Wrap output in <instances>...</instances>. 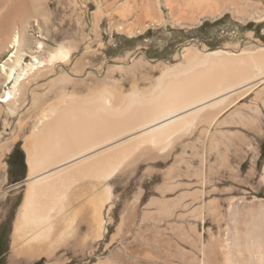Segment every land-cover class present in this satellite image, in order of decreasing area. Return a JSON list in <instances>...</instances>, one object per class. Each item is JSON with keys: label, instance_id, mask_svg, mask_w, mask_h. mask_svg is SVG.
<instances>
[{"label": "bare ground", "instance_id": "bare-ground-1", "mask_svg": "<svg viewBox=\"0 0 264 264\" xmlns=\"http://www.w3.org/2000/svg\"><path fill=\"white\" fill-rule=\"evenodd\" d=\"M5 1L8 8L12 3L22 5L24 2ZM31 1L32 5L39 7L43 0ZM8 8L4 11L5 17L12 12ZM4 21L5 18L1 22ZM22 28L15 30L7 47L13 50L8 57L12 63L3 61L0 65V78L5 87L0 94V102L5 103L12 115L19 112V101L24 103L28 99L36 105L44 101L52 88L66 89L75 83H72L66 66L71 60L73 42L65 37L43 58L37 53L44 49L45 42L37 38L30 40ZM25 56H30V62H24ZM182 57V63H161L150 68L159 67L162 72L156 84L147 91L135 88L129 94H123L116 83L105 84L89 95L62 92L55 102L40 110L34 130L26 136L23 145L28 179L14 223L13 256L23 254V262L26 263L40 255L44 248L71 239V242H66L71 246V262L88 264L95 254L92 238L95 235L100 239L107 232L108 215L115 203L111 187L117 183L115 177L133 175L143 161L160 153L168 163L177 145H181L180 159L185 160L186 168L176 173L179 159L174 157L162 179L171 182L176 176L201 173L200 152L193 149L188 153L186 150L187 146H194L192 140L184 139L187 133L198 131L203 134L205 141L210 142L209 149L219 146L212 158L228 174L222 178L224 198L221 201L223 205L218 208L225 224H229L226 220L233 218L242 205L237 195L238 186L246 184L256 191L260 184H264V165L260 181L256 179L254 168L244 179H239V169L231 165L233 160L235 162L242 157L243 148L251 147L249 133L258 136L261 129V114L256 101L264 96V46L251 42L235 52L227 48L198 49L190 45ZM47 69L56 70L58 75L45 85L32 89L37 78L42 76L41 72ZM262 102L264 104V99ZM233 116L240 118L239 123L247 133L216 132L221 124L231 123ZM11 142L8 139L0 143V157L9 149ZM194 165L195 169L189 174ZM3 169L0 163V178ZM147 170L151 171V167ZM213 172L210 167L202 174V187H206L207 175ZM185 184L189 186V183ZM169 189H174V182ZM170 201L164 197L158 203L162 215L171 213ZM247 216L249 228L243 225L245 229L237 228L231 237L229 231L225 232V244L220 251L217 240L206 241L199 264H205V261L206 264H222L219 255L226 264H264V203L255 204ZM243 220L242 223L245 222ZM77 222L84 223L86 227V233L82 235L84 241L76 231ZM183 226L178 228L180 232L182 229L180 238L193 246L194 242ZM171 232L167 236L160 235L159 230L147 232L144 239L150 250H144L142 242L136 241L131 249V258L119 252L116 260H99L95 264H175L176 260L195 264L190 253L175 246L177 228H172ZM87 249H91L89 253ZM144 255L149 257L146 263L140 260ZM232 255L240 258H237L238 262L232 259Z\"/></svg>", "mask_w": 264, "mask_h": 264}, {"label": "rangeland", "instance_id": "rangeland-1", "mask_svg": "<svg viewBox=\"0 0 264 264\" xmlns=\"http://www.w3.org/2000/svg\"><path fill=\"white\" fill-rule=\"evenodd\" d=\"M40 6L32 5L31 0H24L22 5L12 3L11 8H8L6 1L0 0V65L3 61L12 63L8 57L13 50L7 47L15 30L23 27L30 40L37 38L45 42L44 49L37 53L43 58L63 39L73 42L71 60L66 66L72 83H75L69 84L66 89L52 88L44 101L34 104L35 106L28 99L24 103L19 101V112L14 115L8 111L5 103L0 102V143L8 139L12 141L9 149L0 157L4 168L0 178V264H83L70 260L71 246L66 242H71V239L58 242L57 246L44 248L40 255L26 263L23 262V254L17 253L13 256L11 252L14 223L24 199L25 182L28 179V164L23 145L26 136L34 130L40 110L55 102L62 92L89 95L105 84L116 83L123 94H129L135 88L147 91L156 84L162 72L159 67L150 68L161 63H182V53L190 45L198 49L227 48L235 52L251 42L256 46H264V0H43ZM7 8L15 14L10 13L5 17L4 11ZM3 17L4 23L1 22ZM56 34L57 37L54 38ZM24 62H30V56H25ZM49 71L50 69L42 71V76L37 78L31 88L43 86L58 75L56 70ZM1 79L0 94L5 88ZM262 100L256 101L260 109L258 113L261 114L259 135L249 133L254 150L246 146L242 149V157L231 162L232 166L239 169V179H244L252 168L257 181H260L262 175ZM230 120L231 123L221 124L216 132H248L239 123V117L233 116ZM185 136V140H192L194 144L193 148L190 145L186 147L187 152L190 153L193 149L200 152L201 173L176 176L171 182L162 179L174 157L179 159L176 173L179 169L186 168L185 160L180 159L181 145H177L168 163L164 162L163 153H160L143 161L133 175L115 177L117 183L111 186L115 203L108 215L110 221L107 232L100 239H96L95 235L92 238L95 254L88 264L110 258L116 260L119 252L131 258V249L136 241L142 242V248L148 251L151 247L144 239L147 232L155 233L159 230L160 235L167 236L171 235L172 228H177L175 246L190 253L195 264H199L203 259L206 241L217 240L220 251L225 244V232L229 231L231 237L237 228L245 229L243 225L245 227L248 224L246 221L249 219V210L255 208V204L260 201L264 203V184H260L256 191L249 189L246 184L238 186L240 190L237 195L241 198L242 205L233 218L226 220L229 224H225L218 208L223 205L221 201L224 198L222 178L228 174L212 158L219 146L214 145L209 149L210 142H206L204 135L198 131ZM15 147L22 151V155L19 151L12 155ZM148 167H151V171L147 170ZM210 167L215 173L207 175L206 187H202V174L209 171ZM194 169L195 165L188 173L191 174ZM173 182L174 189H169ZM185 183H189V186ZM139 190L140 195L137 193ZM164 197L172 203L171 213L166 215H162L158 209V203ZM242 220L245 221L244 224ZM75 225L82 240L86 227L79 222ZM182 225L185 226L189 239L194 242L193 246L181 240L182 229L180 232L178 228ZM248 225L246 228H249ZM90 250L87 249L86 252L89 253ZM147 257L144 255L140 260L146 263L149 261ZM237 258L240 259L232 255L236 262ZM219 259L222 264H226L221 255ZM174 262L184 264L179 260Z\"/></svg>", "mask_w": 264, "mask_h": 264}, {"label": "trees", "instance_id": "trees-1", "mask_svg": "<svg viewBox=\"0 0 264 264\" xmlns=\"http://www.w3.org/2000/svg\"><path fill=\"white\" fill-rule=\"evenodd\" d=\"M17 151H19V153L22 155V151H21V150H18V147H15V149H14L12 155H14L15 152H17ZM21 165H23V164H21Z\"/></svg>", "mask_w": 264, "mask_h": 264}]
</instances>
